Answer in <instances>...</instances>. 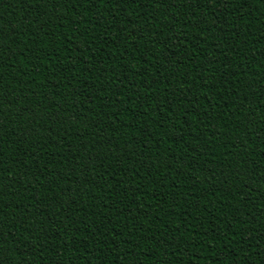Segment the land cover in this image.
Wrapping results in <instances>:
<instances>
[{"label": "trees", "instance_id": "16d2710c", "mask_svg": "<svg viewBox=\"0 0 264 264\" xmlns=\"http://www.w3.org/2000/svg\"><path fill=\"white\" fill-rule=\"evenodd\" d=\"M0 264H264V0H0Z\"/></svg>", "mask_w": 264, "mask_h": 264}]
</instances>
